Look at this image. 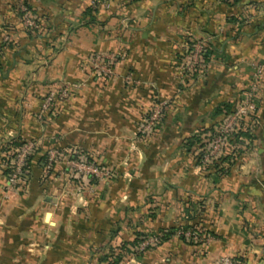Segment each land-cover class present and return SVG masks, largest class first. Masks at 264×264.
I'll return each instance as SVG.
<instances>
[{
    "label": "crops",
    "instance_id": "0c3cea01",
    "mask_svg": "<svg viewBox=\"0 0 264 264\" xmlns=\"http://www.w3.org/2000/svg\"><path fill=\"white\" fill-rule=\"evenodd\" d=\"M21 1L37 28L25 26ZM91 1L0 0V39L10 37L0 53V264H100L137 233L175 228L201 210L214 235L203 250L174 236L141 259L128 256L135 264H215L224 255L264 264V99L256 141L230 174L210 175L187 147L220 121L222 105L249 93L251 64L264 63V29L226 40L210 70L193 76L181 62L187 39L225 38L239 8L116 0L92 23ZM241 12L264 24V0H244ZM99 55L112 69L102 78L91 64ZM154 102L170 107L145 142L139 120ZM26 140L37 144L26 189L8 192L6 167ZM85 154L114 177L82 189L67 162Z\"/></svg>",
    "mask_w": 264,
    "mask_h": 264
},
{
    "label": "trees",
    "instance_id": "16d2710c",
    "mask_svg": "<svg viewBox=\"0 0 264 264\" xmlns=\"http://www.w3.org/2000/svg\"><path fill=\"white\" fill-rule=\"evenodd\" d=\"M116 0H110L111 5L112 2ZM120 1H128V2H136L138 0H120ZM223 3H225L229 8H239L240 11H237L233 17L229 19L231 29L226 32L228 34L225 36V38H217L215 34H210L211 40L207 41L208 43L204 47V51L200 58V63L196 66L194 75H198L202 70L208 71L211 68V63L214 59V57L218 56L220 54V50L223 49V45L225 44L226 40H237L240 39L246 32V29L250 28V33H254L256 31H260L264 29V24L262 22H250L249 14L241 12L242 4L244 0H222ZM254 5L257 3H253ZM101 5L97 6H90L87 13L89 16H91L92 23L95 22V14L98 13ZM102 7H104L102 5ZM187 9V8H185ZM243 11V10H242ZM251 17V16H250ZM209 37V36H207ZM188 45H189V51L185 58L189 57V54L193 53L194 47L196 45V40L191 37L188 39ZM201 40V39H199ZM9 43L1 44V49L4 51L6 47H8ZM225 47V46H224ZM2 53V52H1ZM205 72V73H206ZM192 75V74H191ZM260 78L257 79V81L260 84H262L263 77L260 75ZM255 80V79H254ZM262 87H260L261 89ZM258 90V93H255V96L253 97L256 106H257V116L259 115V109H258V97L261 99H264V93ZM252 92L251 89L249 90V93ZM260 93V95H259ZM243 101L241 99L240 101H236L229 104H224L218 109V114L222 115V118L219 122H217L216 125L210 128H204L199 134L192 136L187 141V147L188 151H192L194 146L196 144H199L200 147H198L197 155H195V159L197 160L198 164L201 165L205 171H207L210 175L216 174V175H227L230 174L232 169L235 168L237 165H239L242 162L243 154L246 153L247 149H249L254 141H256V130L258 128V121L259 116L253 121V120H240L238 122V125L236 128L229 134L221 152L216 157H213L211 161L208 162V164L203 163L204 155L209 153V151L212 148V145L215 141V138L219 135V130L221 129L222 125L224 124L225 117L232 113V111L235 109L237 104L239 102ZM170 106L165 107L164 115L162 119L160 120V123L157 125V130L160 131V128L162 127L164 120L166 118V115L168 113V108ZM152 108L150 109V111ZM151 113V112H150ZM149 114H147L148 117ZM251 123V124H249ZM250 125V126H249ZM158 134L155 132L152 135L145 137L143 135H140V138L142 140L150 141L154 138H156ZM18 147H21L23 143L19 144L16 142L15 144ZM17 150V149H15ZM14 150V151H15ZM31 159L30 158L28 162V168L26 169V174L29 172L31 168ZM78 160H86L89 163H95L93 159H91L90 155L85 154L84 155H78L76 158ZM8 173V172H7ZM71 177L79 184V186L82 189L87 188L88 186L97 183L98 179L95 177H91L88 180L83 179V177L79 176L77 173H71ZM200 202V201H199ZM193 206V205H192ZM193 212V211H192ZM203 210L200 212L194 211V214H191L189 218L187 219V222L180 224L179 226H176L175 228L169 229V230H161L157 233H137L135 239L132 242L128 243H121L120 246L117 247L118 251L123 254L136 257L138 259H141L146 252H148L151 249H154L155 247L160 246L162 243L169 241L172 237L177 236L183 241H185L187 244H190L192 246H198L200 243L204 242H194L193 239H188L183 235H178L179 232H188L192 231L195 232L199 237L202 238H210L214 237L213 233L206 229L204 223H203V217L202 214ZM152 237H158L159 241L156 244L150 245L146 248V250H140V246L146 239L152 238ZM121 254H115L111 253L104 257L103 262H106L107 264H121L123 261V256ZM233 258L237 260L245 261L243 257L238 256H232Z\"/></svg>",
    "mask_w": 264,
    "mask_h": 264
},
{
    "label": "built area",
    "instance_id": "2783aa9c",
    "mask_svg": "<svg viewBox=\"0 0 264 264\" xmlns=\"http://www.w3.org/2000/svg\"><path fill=\"white\" fill-rule=\"evenodd\" d=\"M103 5L107 9H111L110 0H92L91 6ZM19 10L22 14L24 24L28 29H35L38 27V21L33 13V10L25 2L19 3ZM10 37L7 35L0 39V53L2 52L1 44L9 43ZM198 43V42H197ZM205 43H199L195 45L193 53L189 54L187 57L186 70L188 73L193 74L196 66L200 63L201 55L204 51ZM106 57L103 55L95 56L91 60L94 71L99 77L105 76L107 74H112V69L105 62ZM112 61L114 58L111 59ZM206 71L202 70L200 75L205 74ZM260 73L262 71L260 70ZM259 73V74H260ZM259 74L257 76L259 77ZM253 88L252 92L245 95L243 101L239 102L235 109L225 117L224 124L219 130V135L215 138L209 153L204 155L203 163L208 164L213 157H216L221 152L229 134L236 128L240 120H255L257 118V106L253 99L256 90ZM54 103V95H51L43 104V110L47 111L51 108ZM167 104H157L152 107L151 113L145 119V121L140 125V135L148 137L157 130V125L160 123L165 111ZM42 119V118H41ZM37 149V144L33 140L23 141V145L12 153V160L6 167V189L8 192L22 193L26 189L27 174L26 169L28 168V162L30 158L34 155ZM57 152L49 153L50 166L53 161L57 158ZM69 168V174L72 172L77 173L83 179L88 180L91 177H95L98 180H110L113 176V172L110 169L99 166L96 163H89L86 160L69 159L67 162ZM71 176V175H70ZM188 239H193L194 242H206L209 238L205 239L199 237L195 232H179L178 235H183ZM159 241L158 237H152L143 241L140 246L142 248H147L150 245L156 244ZM217 264H246L245 261L237 260L233 257L221 258Z\"/></svg>",
    "mask_w": 264,
    "mask_h": 264
},
{
    "label": "rangeland",
    "instance_id": "374dc122",
    "mask_svg": "<svg viewBox=\"0 0 264 264\" xmlns=\"http://www.w3.org/2000/svg\"><path fill=\"white\" fill-rule=\"evenodd\" d=\"M112 7V6H111ZM107 9V8H106ZM207 36H209V37H207ZM207 36H204V37H201V40H199L198 38H197V42H196V44H198L199 45V43H205V44H207L208 43V41H207V38H208V40H211L212 38L210 37V34H207ZM188 54V53H187ZM124 58H125V56H124ZM125 60V59H124ZM187 58H185L183 61H181L182 63H185V65L187 64ZM251 66H252V68H253V78H252V81H251V83H250V86H249V88L251 89V91L253 90V88H258V89H256V90H259L260 89V87H262L261 89H260V91L259 92H263L264 93V79H263V81H262V84H260L259 82H261V81H257V79L258 78H260V77H258L257 76V74H259L260 73V70L262 71V73H260L259 74V76L261 75L263 78H264V63H259V62H257V61H253L252 62V64H251ZM186 67V66H185ZM130 77V76H129ZM128 77V78H129ZM255 79V80H254ZM249 89V90H250ZM257 93H258V91H256ZM246 95V94H245ZM259 95H260V93H259ZM244 96V95H243ZM157 104H161V103H158V102H154V103H152L151 104V108L152 107H154L155 105H157ZM150 112L151 111H149L148 112V114H150ZM147 118V116L146 117H143V118H141L140 120H139V132H140V125L145 121V119ZM159 133V131H154V133ZM199 134V133H198ZM198 147H200V145L199 144H196L195 146H194V149H192V156H194V157H196L195 155H197V151H198ZM113 172V171H112ZM114 177V172H113V176L111 177V178H113ZM211 240H212V237H210L205 243H200L198 246H200L201 247V250H203V248H206V246H208L209 245V243L211 242ZM203 246V247H202ZM199 247V248H200ZM141 250H146V248L144 249V248H142ZM147 253V252H146ZM110 254V253H109ZM121 256H123V261L121 262V264H135L136 262H135V259L136 258H130L128 255H126V254H124V252H123V254H121ZM224 257H232V256H229V255H224V256H221L220 258H218V260L216 261V263L215 264H217V262L221 259V258H224ZM244 260H245V262H246V264H252V263H250V262H248L247 261V259H245L244 258ZM102 264H107V263H105V262H103Z\"/></svg>",
    "mask_w": 264,
    "mask_h": 264
}]
</instances>
